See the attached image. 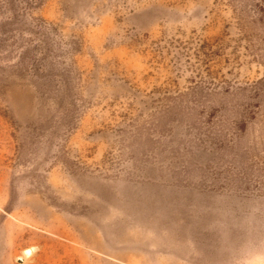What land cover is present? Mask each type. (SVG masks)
Instances as JSON below:
<instances>
[{
  "label": "rangeland",
  "instance_id": "obj_1",
  "mask_svg": "<svg viewBox=\"0 0 264 264\" xmlns=\"http://www.w3.org/2000/svg\"><path fill=\"white\" fill-rule=\"evenodd\" d=\"M0 264H264V0H0Z\"/></svg>",
  "mask_w": 264,
  "mask_h": 264
},
{
  "label": "bare ground",
  "instance_id": "obj_2",
  "mask_svg": "<svg viewBox=\"0 0 264 264\" xmlns=\"http://www.w3.org/2000/svg\"><path fill=\"white\" fill-rule=\"evenodd\" d=\"M30 252H31V250L28 249V250H26V251L24 252V255H25V256H28V255L30 254Z\"/></svg>",
  "mask_w": 264,
  "mask_h": 264
}]
</instances>
